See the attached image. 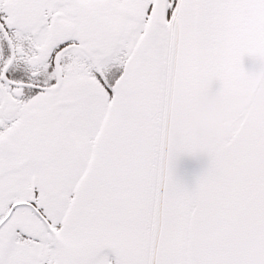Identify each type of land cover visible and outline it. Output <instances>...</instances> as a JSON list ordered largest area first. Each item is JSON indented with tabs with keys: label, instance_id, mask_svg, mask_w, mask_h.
<instances>
[{
	"label": "snow or ice",
	"instance_id": "1",
	"mask_svg": "<svg viewBox=\"0 0 264 264\" xmlns=\"http://www.w3.org/2000/svg\"><path fill=\"white\" fill-rule=\"evenodd\" d=\"M253 52L264 0H0V264H261L264 110L206 148L172 118Z\"/></svg>",
	"mask_w": 264,
	"mask_h": 264
},
{
	"label": "water",
	"instance_id": "2",
	"mask_svg": "<svg viewBox=\"0 0 264 264\" xmlns=\"http://www.w3.org/2000/svg\"><path fill=\"white\" fill-rule=\"evenodd\" d=\"M177 92H189L191 85L177 81L174 85ZM264 110V53L253 52L244 62L227 70L204 86V89L191 96V99L172 112V118L194 144L201 148L228 141L238 131H248L254 124V117ZM256 161L241 165L235 159L224 162V169L231 173L234 170L250 171ZM207 166L204 152L197 157H182L176 168V176L191 186L195 177ZM198 214L196 209L187 213L186 219L191 222ZM219 233L208 232L198 238L197 243L204 244L218 238ZM259 259L264 264V254Z\"/></svg>",
	"mask_w": 264,
	"mask_h": 264
}]
</instances>
